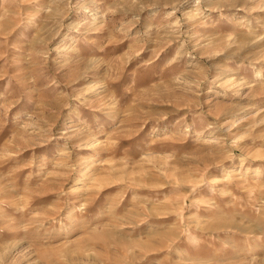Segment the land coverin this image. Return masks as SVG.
Masks as SVG:
<instances>
[{
  "label": "rangeland",
  "instance_id": "374dc122",
  "mask_svg": "<svg viewBox=\"0 0 264 264\" xmlns=\"http://www.w3.org/2000/svg\"><path fill=\"white\" fill-rule=\"evenodd\" d=\"M0 264H264V0H0Z\"/></svg>",
  "mask_w": 264,
  "mask_h": 264
}]
</instances>
